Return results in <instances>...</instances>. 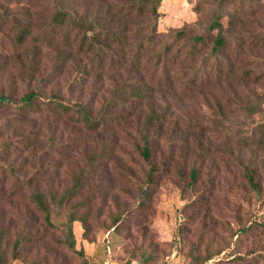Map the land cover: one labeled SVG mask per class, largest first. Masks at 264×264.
Segmentation results:
<instances>
[{
  "label": "rangeland",
  "instance_id": "1",
  "mask_svg": "<svg viewBox=\"0 0 264 264\" xmlns=\"http://www.w3.org/2000/svg\"><path fill=\"white\" fill-rule=\"evenodd\" d=\"M257 1L263 19L264 0ZM197 2L163 0L159 30L192 22L197 18L193 11ZM41 4V0H0V14L8 11L14 18L31 23L34 35L39 36ZM14 33L8 23L0 24V95L6 92L13 100L0 102V191L4 193L0 197V225L7 229L4 244L10 250L18 236L33 240L24 245L21 258L5 264H81L76 254L59 244L60 231L47 230L42 216L32 212L26 200L28 192L17 188L15 182L19 176H39L40 168L42 190L61 191L83 173L86 156L91 153L98 154L100 161L97 168L88 171L86 185L80 190L86 202L80 212H87L89 229L79 220L71 228L77 248L84 250L91 264H125L133 257L132 264H142L138 261L140 250L155 247L157 264H187L185 251L198 243L202 251L208 246L214 250L227 247L212 260H221V264L230 263L238 254L250 259L264 253V151L258 145L242 150L235 147L240 133L248 136L254 132L261 137L264 79L255 87L263 110L251 118L240 109L246 95L237 97L228 87L197 89L190 97L168 94L157 102L167 120L154 130L168 133V137L161 140L157 172L149 185L148 167L139 161L130 138L132 126L141 123L146 114L131 106L120 108L99 135L82 127L77 116L45 109L39 113V102L37 109L22 110V97L39 90V78L31 83L21 79L6 61L15 51L11 47ZM45 51L54 52L53 48ZM260 57V67L257 63L249 66L258 74L264 72V52ZM75 77L73 72L69 82L61 79L62 99L74 104L83 92L81 101L94 100L97 111L107 97L104 89L98 85H86L85 91L79 85L71 88ZM124 109L134 114L118 118ZM244 166L255 170L258 187L248 183ZM194 168L196 180L191 176ZM142 188L147 191L144 196ZM120 212H127L120 228L110 227ZM244 228L248 231L242 233ZM257 264H264V259Z\"/></svg>",
  "mask_w": 264,
  "mask_h": 264
},
{
  "label": "trees",
  "instance_id": "2",
  "mask_svg": "<svg viewBox=\"0 0 264 264\" xmlns=\"http://www.w3.org/2000/svg\"><path fill=\"white\" fill-rule=\"evenodd\" d=\"M41 1L39 36L34 35L31 23L14 18L8 11L0 14L1 26L8 23L15 32L11 40L15 51L6 56V61H10L21 79L31 83L39 78V90L28 91L22 97V110L37 109L39 102V113L45 109L77 116L82 127L99 135L104 132L101 127L118 115L114 112L120 108L131 106L146 114L141 123L132 126L130 138L139 161L148 167L146 182L149 185L157 172L161 140L168 137V133L154 130L156 125L167 120L157 102L166 99L168 94L177 98L190 97L197 89L219 91L228 87L237 97L246 95L240 106L246 118L263 110V104L256 99L255 87L263 81L264 72L258 74L249 67L255 63L260 67V54L264 52V17L261 19L257 0H198L193 7L196 19L180 28L170 26L163 32L159 30L163 0ZM225 18L227 24L223 23ZM45 48H53L54 52L45 51ZM73 72L76 77L74 83L71 81V88L79 85L85 91L86 85H98L104 89L107 97L97 111L93 108L94 100L81 101L83 92L77 103L62 99L61 79L69 82ZM95 94L98 93L95 91ZM0 102L6 104L13 100L2 92ZM133 114L124 109L118 118L124 120V116L130 118ZM260 133L261 137L254 132L248 136L237 133L235 147L242 150L258 145L264 151V129ZM90 155L86 156L83 173L75 176L73 184L61 191L42 190L40 168L39 176H19L21 179L15 182L17 188H25L28 192L26 200L32 212L42 216L47 230L60 231L59 244L76 254L81 264L91 263L84 250L77 248L71 228L79 220L89 229L87 212H80L86 203L81 199L80 190L86 185L84 179L88 171L97 168L100 161L98 154ZM243 169L248 183L258 187L255 170L245 166ZM191 176L196 180L195 168ZM142 192L143 196L147 194L144 188ZM3 196L0 191V197ZM126 215L127 212L118 213L112 218L110 227L119 229ZM246 231L248 229L244 228L241 232ZM6 234L7 229L0 225V264L21 258L24 245L33 240L26 235L18 236L10 250L4 244ZM226 248L214 250L208 246L202 251L198 243L188 252L183 250L188 257L187 264H221V260H212ZM156 250L157 247L141 249L138 261L157 264ZM135 259H128L125 264H132ZM262 259L264 253L250 259L246 254H238L227 264L249 261L257 264Z\"/></svg>",
  "mask_w": 264,
  "mask_h": 264
}]
</instances>
